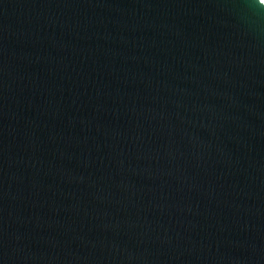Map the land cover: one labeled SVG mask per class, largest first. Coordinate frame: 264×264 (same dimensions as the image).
Returning a JSON list of instances; mask_svg holds the SVG:
<instances>
[{
  "label": "water",
  "instance_id": "95a60500",
  "mask_svg": "<svg viewBox=\"0 0 264 264\" xmlns=\"http://www.w3.org/2000/svg\"><path fill=\"white\" fill-rule=\"evenodd\" d=\"M0 264H264V0H0Z\"/></svg>",
  "mask_w": 264,
  "mask_h": 264
}]
</instances>
